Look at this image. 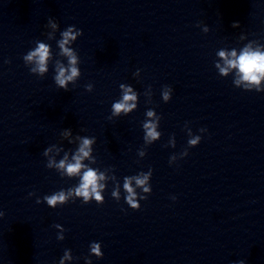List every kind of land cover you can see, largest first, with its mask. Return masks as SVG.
<instances>
[{
  "label": "clouds",
  "instance_id": "clouds-1",
  "mask_svg": "<svg viewBox=\"0 0 264 264\" xmlns=\"http://www.w3.org/2000/svg\"><path fill=\"white\" fill-rule=\"evenodd\" d=\"M199 26V25H198ZM234 28L239 27L238 22H234L232 25ZM47 27H51L53 30L58 31L59 25L54 19H49ZM205 31H208V28L205 27ZM82 30L77 29L75 26H69L62 32H60V39L56 41L59 52L57 53L58 57H63L67 60V64L63 62L62 59H55L54 61V82L56 86L60 89L68 90L69 84H75L76 80L80 77L81 72L80 68L77 66L80 63L76 51H74L72 45L73 42L77 40L78 37L82 35ZM48 40H54L56 36L53 33H47ZM218 56L223 60L224 65L221 67L219 63L216 64V67L219 69L221 75L226 76L228 72L232 69L237 70L238 78L233 81L234 85L240 87L242 84L247 90H252L254 88L256 91H264V88H261V82L264 80V51L260 48L253 49L250 46H245L237 54L236 50L226 52L221 50L218 52ZM25 65L30 66L29 70L32 74L39 77H44L49 70V63L53 61V53L51 47L48 43L37 41L34 49L27 52L23 56ZM139 70L134 74L138 76ZM121 98L112 104L111 116L108 119L113 117H119L121 113L128 115L134 109L137 108V97L138 94L133 90V87L121 84ZM162 92V97L164 102H168L171 99L172 89L168 86L164 87ZM86 90L91 92L93 90L92 84L86 85ZM155 112L152 109L146 111L147 117H153ZM156 123L151 120L145 121L143 123V128L146 132V140H156L160 137V133L156 131ZM201 132H204L205 129H200ZM71 130H66L63 135L65 137L70 136ZM189 140L188 147H196L201 140V137L198 135H193L191 129L188 130ZM82 142L80 143L76 154L72 156V161L68 162L67 153H65L64 159H61L56 167L62 169L64 174L68 177H78L79 183L74 188H69L68 190H60L51 195H46L43 197V200L51 208H56L59 205H64L67 203L68 198L71 195L81 197L84 203H89L90 200H95L98 204L104 202V197L102 191L105 188V185L100 183V181L105 179L103 173L98 172V170L88 167L83 164L82 161L85 158H88L91 152V145L95 142V138L91 139L83 136L77 137ZM174 146V145H173ZM54 147V145H53ZM51 147H47L43 155L46 157L51 151ZM188 152L185 149L182 152V157L187 156ZM141 155H144L142 152ZM176 157L172 156L170 158V163L175 161ZM54 161L49 160L47 162V167L52 168ZM151 170L147 173L141 172L140 174L132 177H125L123 181V189L127 193L125 196L126 203L133 209L138 210L140 208L139 200L147 199V195H141L137 199V193L132 186V181H135V185L142 189L143 193L150 194L151 186L149 184V179L151 178ZM30 195H32L30 193ZM112 197L117 201L120 199L119 189L114 188ZM173 199H175L173 197ZM41 201L37 199V203ZM0 216H3V212H0ZM56 227H60L59 224ZM63 231H65L63 229ZM59 240H63L64 236L57 237ZM90 255L95 256L96 258H102L103 252L101 250V244L98 242H93L90 244ZM73 256L70 250H65L63 257L60 260V264H64V260H72ZM86 264H92V261L89 257L85 258ZM238 264H244V261H239Z\"/></svg>",
  "mask_w": 264,
  "mask_h": 264
}]
</instances>
